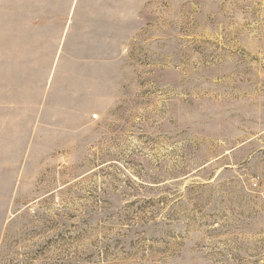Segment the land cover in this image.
<instances>
[{"label":"rangeland","instance_id":"1","mask_svg":"<svg viewBox=\"0 0 264 264\" xmlns=\"http://www.w3.org/2000/svg\"><path fill=\"white\" fill-rule=\"evenodd\" d=\"M68 1L0 0V264H264V0L54 56Z\"/></svg>","mask_w":264,"mask_h":264},{"label":"crops","instance_id":"2","mask_svg":"<svg viewBox=\"0 0 264 264\" xmlns=\"http://www.w3.org/2000/svg\"><path fill=\"white\" fill-rule=\"evenodd\" d=\"M143 1L69 0L67 5L70 11L66 20L68 23L63 28L59 27L58 32H54L56 34L55 46L50 54L54 56H83L111 55L119 52L122 41L127 40L136 31ZM43 37H46L45 33ZM93 69L98 71L97 66ZM38 85L44 88L45 93L47 82L44 81ZM34 103L36 110L33 111L30 106L27 107L28 103L17 102L19 110L22 109L17 116L18 128H27L29 124L25 120L28 116L33 117L34 120L39 119L42 107L40 103ZM28 109H30V113ZM3 125L7 124L2 123L1 126Z\"/></svg>","mask_w":264,"mask_h":264}]
</instances>
